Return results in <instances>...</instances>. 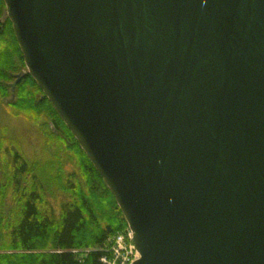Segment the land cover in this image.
I'll list each match as a JSON object with an SVG mask.
<instances>
[{
  "label": "water",
  "instance_id": "95a60500",
  "mask_svg": "<svg viewBox=\"0 0 264 264\" xmlns=\"http://www.w3.org/2000/svg\"><path fill=\"white\" fill-rule=\"evenodd\" d=\"M3 1L131 264H264V0Z\"/></svg>",
  "mask_w": 264,
  "mask_h": 264
},
{
  "label": "trees",
  "instance_id": "16d2710c",
  "mask_svg": "<svg viewBox=\"0 0 264 264\" xmlns=\"http://www.w3.org/2000/svg\"><path fill=\"white\" fill-rule=\"evenodd\" d=\"M4 10L0 0V97L32 122L42 121L47 129L46 149H54L55 155L25 160L15 151L14 163L0 171V264H107L101 260L107 239L126 230L127 222L71 131L25 72L12 23L8 17L3 19ZM18 74L21 79L12 89ZM62 155L77 169L64 184L55 171L59 164L62 168ZM56 181L60 192L72 199L54 209L44 203L43 195L45 186ZM86 248L95 249L83 258L75 253Z\"/></svg>",
  "mask_w": 264,
  "mask_h": 264
},
{
  "label": "rangeland",
  "instance_id": "374dc122",
  "mask_svg": "<svg viewBox=\"0 0 264 264\" xmlns=\"http://www.w3.org/2000/svg\"><path fill=\"white\" fill-rule=\"evenodd\" d=\"M6 17L4 10L3 19ZM6 102V99L0 97V171L7 169V165L14 163L12 157L15 151H18L19 155L25 160L54 156V149H46L47 129L41 126L42 121L32 122L29 116L19 113ZM57 161L60 162V158ZM61 162L63 163L61 170L59 164L57 165L59 171H55L60 175L61 183L64 184L66 179L68 182L69 178H72L70 175L77 172V169L70 161H66L63 155L61 156ZM72 171L74 172L71 173ZM43 199L45 204L57 209L72 198L68 193L60 192V182L56 181L45 186ZM123 231L125 230L123 229ZM91 249L95 248L77 249L75 253L78 257L83 258Z\"/></svg>",
  "mask_w": 264,
  "mask_h": 264
},
{
  "label": "built area",
  "instance_id": "2783aa9c",
  "mask_svg": "<svg viewBox=\"0 0 264 264\" xmlns=\"http://www.w3.org/2000/svg\"><path fill=\"white\" fill-rule=\"evenodd\" d=\"M104 250L101 260L107 264H131L138 257L128 228L110 236Z\"/></svg>",
  "mask_w": 264,
  "mask_h": 264
}]
</instances>
